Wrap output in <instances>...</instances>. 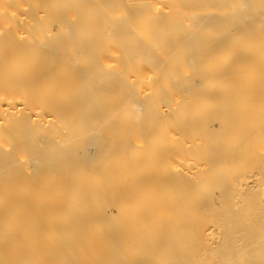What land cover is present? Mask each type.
Wrapping results in <instances>:
<instances>
[{"label":"bare ground","instance_id":"bare-ground-1","mask_svg":"<svg viewBox=\"0 0 264 264\" xmlns=\"http://www.w3.org/2000/svg\"><path fill=\"white\" fill-rule=\"evenodd\" d=\"M0 264H264V0H0Z\"/></svg>","mask_w":264,"mask_h":264}]
</instances>
